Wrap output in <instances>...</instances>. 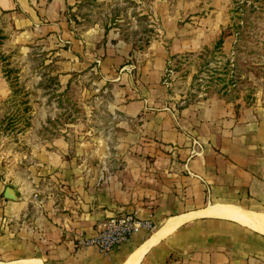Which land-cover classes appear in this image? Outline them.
I'll list each match as a JSON object with an SVG mask.
<instances>
[{
    "label": "crops",
    "instance_id": "crops-1",
    "mask_svg": "<svg viewBox=\"0 0 264 264\" xmlns=\"http://www.w3.org/2000/svg\"><path fill=\"white\" fill-rule=\"evenodd\" d=\"M16 1L0 0V9ZM101 46L92 60L112 84L111 110L128 131L117 146L132 165L96 183L74 176L40 199L24 189L6 199L1 185L0 264H264V233L238 219H264V80L239 110L218 95L175 108L150 62L163 68L161 49L130 63L127 42ZM193 138L203 151L189 157ZM129 210L150 217L152 233L133 234L107 253L74 247L79 234Z\"/></svg>",
    "mask_w": 264,
    "mask_h": 264
},
{
    "label": "rangeland",
    "instance_id": "rangeland-1",
    "mask_svg": "<svg viewBox=\"0 0 264 264\" xmlns=\"http://www.w3.org/2000/svg\"><path fill=\"white\" fill-rule=\"evenodd\" d=\"M116 39L130 63L162 50L163 68L150 62L175 108L218 95L239 110L263 84L264 0H17L0 9V190L40 199L132 165L92 60Z\"/></svg>",
    "mask_w": 264,
    "mask_h": 264
},
{
    "label": "built area",
    "instance_id": "built-area-1",
    "mask_svg": "<svg viewBox=\"0 0 264 264\" xmlns=\"http://www.w3.org/2000/svg\"><path fill=\"white\" fill-rule=\"evenodd\" d=\"M203 145L193 138L189 150V157L202 154ZM187 170V168H186ZM200 180L202 178L199 177ZM155 224L150 217H140L136 210L120 212L105 218L98 229L90 235L79 234L74 247L76 249L83 247H93L99 252L107 253L115 246L125 241L129 236L141 231L151 232Z\"/></svg>",
    "mask_w": 264,
    "mask_h": 264
},
{
    "label": "bare ground",
    "instance_id": "bare-ground-1",
    "mask_svg": "<svg viewBox=\"0 0 264 264\" xmlns=\"http://www.w3.org/2000/svg\"><path fill=\"white\" fill-rule=\"evenodd\" d=\"M228 212H231V210L227 211V213ZM210 213H217V211L215 209H212L210 211ZM230 214L232 215L233 212H231ZM237 215H236V217H237ZM234 217H235V215H234ZM238 219L241 222H243L244 224L249 225L250 227H253L256 230L264 233V219H262V220H260V219L259 220H255V219H251V218H248V217H238ZM134 261H137L136 258L134 259ZM134 261H132V263H130V264H135Z\"/></svg>",
    "mask_w": 264,
    "mask_h": 264
},
{
    "label": "water",
    "instance_id": "water-1",
    "mask_svg": "<svg viewBox=\"0 0 264 264\" xmlns=\"http://www.w3.org/2000/svg\"><path fill=\"white\" fill-rule=\"evenodd\" d=\"M3 196H4V198L10 199V200L16 199L15 191L11 187H9V186H6L4 188V190H3Z\"/></svg>",
    "mask_w": 264,
    "mask_h": 264
}]
</instances>
